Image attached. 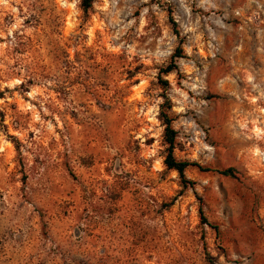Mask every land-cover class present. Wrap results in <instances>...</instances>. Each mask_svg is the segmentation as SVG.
I'll return each instance as SVG.
<instances>
[{"label": "rangeland", "instance_id": "1", "mask_svg": "<svg viewBox=\"0 0 264 264\" xmlns=\"http://www.w3.org/2000/svg\"><path fill=\"white\" fill-rule=\"evenodd\" d=\"M82 1L0 0V264H264V0Z\"/></svg>", "mask_w": 264, "mask_h": 264}, {"label": "trees", "instance_id": "2", "mask_svg": "<svg viewBox=\"0 0 264 264\" xmlns=\"http://www.w3.org/2000/svg\"><path fill=\"white\" fill-rule=\"evenodd\" d=\"M95 2L96 0L82 1L81 7L85 14L89 13V11L93 8ZM181 57H182V50L179 48L176 51V54L174 55L173 62L165 70H163L162 74L166 76L167 74H170L173 71L177 70L178 65L175 59ZM160 83L162 84L163 87H167L169 85L168 81L164 79L163 80L161 79ZM3 95H4L3 92L0 91V98H2ZM171 108H172L171 104H169V101H167L165 104L162 105V111L160 114V121L165 127V133H164L165 142L168 146L167 156L165 157L164 165L167 168V170L174 171L179 174L182 181V185L186 188L188 187V185H194V183L188 180V178L186 177V171L189 167L192 166V164L188 162L178 161L174 156V150L176 148L177 132L172 125L173 120L168 113V111ZM218 172L224 176L235 177V171L233 169L220 170Z\"/></svg>", "mask_w": 264, "mask_h": 264}]
</instances>
